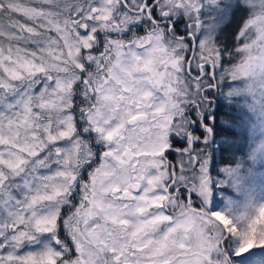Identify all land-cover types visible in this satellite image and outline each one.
Segmentation results:
<instances>
[{
    "label": "snow or ice",
    "instance_id": "1",
    "mask_svg": "<svg viewBox=\"0 0 264 264\" xmlns=\"http://www.w3.org/2000/svg\"><path fill=\"white\" fill-rule=\"evenodd\" d=\"M258 175L264 0H0V264H264Z\"/></svg>",
    "mask_w": 264,
    "mask_h": 264
},
{
    "label": "rangeland",
    "instance_id": "2",
    "mask_svg": "<svg viewBox=\"0 0 264 264\" xmlns=\"http://www.w3.org/2000/svg\"><path fill=\"white\" fill-rule=\"evenodd\" d=\"M247 13L246 12H242V13H236L235 14V23L236 24V29L239 26V23L241 22V18L243 16H246ZM230 20V19H229ZM235 29V30H236ZM251 187L254 189V197L257 201H259L261 198H264V176H257L254 180H252L251 182ZM226 195L231 196L235 201H237L238 203L243 201V197L242 196H238L235 193L232 192H227ZM193 203L194 205L198 204V201L195 199V197L193 198ZM223 199L221 198V196L218 194L217 195V199H216V204L217 207H222L223 206ZM242 210V209H241ZM261 250L258 249H254L251 253H245L244 256L242 257H235L234 259H236L237 261H244L246 258H248L249 256L259 252Z\"/></svg>",
    "mask_w": 264,
    "mask_h": 264
},
{
    "label": "trees",
    "instance_id": "3",
    "mask_svg": "<svg viewBox=\"0 0 264 264\" xmlns=\"http://www.w3.org/2000/svg\"><path fill=\"white\" fill-rule=\"evenodd\" d=\"M236 14V13H235ZM235 14L230 18V20L224 25L223 30H222V36L224 38L230 37V35L235 31L236 29V24L235 23ZM237 155H240V153H237Z\"/></svg>",
    "mask_w": 264,
    "mask_h": 264
}]
</instances>
